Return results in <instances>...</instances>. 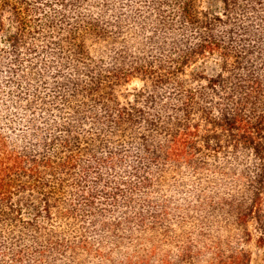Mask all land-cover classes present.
<instances>
[{"label":"trees","instance_id":"trees-1","mask_svg":"<svg viewBox=\"0 0 264 264\" xmlns=\"http://www.w3.org/2000/svg\"><path fill=\"white\" fill-rule=\"evenodd\" d=\"M251 224L264 0H0V264H252Z\"/></svg>","mask_w":264,"mask_h":264},{"label":"rangeland","instance_id":"rangeland-1","mask_svg":"<svg viewBox=\"0 0 264 264\" xmlns=\"http://www.w3.org/2000/svg\"><path fill=\"white\" fill-rule=\"evenodd\" d=\"M250 233L252 236V239L249 242L244 243V247L247 249V251L250 253L251 258H252V264H261L262 263V258L264 255V250L259 249L256 243V231L254 228V224L250 225Z\"/></svg>","mask_w":264,"mask_h":264}]
</instances>
